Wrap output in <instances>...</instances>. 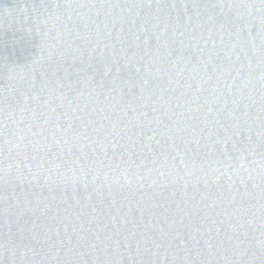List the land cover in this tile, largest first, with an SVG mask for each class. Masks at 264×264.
<instances>
[{"label": "water", "instance_id": "95a60500", "mask_svg": "<svg viewBox=\"0 0 264 264\" xmlns=\"http://www.w3.org/2000/svg\"><path fill=\"white\" fill-rule=\"evenodd\" d=\"M0 264H264V0H0Z\"/></svg>", "mask_w": 264, "mask_h": 264}]
</instances>
